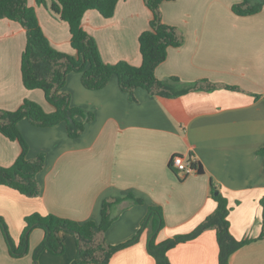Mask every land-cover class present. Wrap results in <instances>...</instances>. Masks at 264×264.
<instances>
[{
  "label": "crops",
  "instance_id": "1",
  "mask_svg": "<svg viewBox=\"0 0 264 264\" xmlns=\"http://www.w3.org/2000/svg\"><path fill=\"white\" fill-rule=\"evenodd\" d=\"M47 6L28 0L35 9L51 45L77 55L71 46L70 27ZM242 0H166L162 19L183 31L184 43L168 50L155 74L159 79L179 77L185 83L208 80L220 87L196 90L179 97L153 96L143 88L134 97L124 92L116 76L106 87L86 89L81 73L71 72L65 88L72 105L94 113L78 138L67 134L66 124L38 127L26 118L18 127L29 144L28 157L46 154L38 174L41 194L27 197L0 185V216L18 242L25 217L38 212L97 222L107 197L131 192L144 200L115 204V219L107 241L117 245L138 232L150 205L163 207L165 226L156 241L192 232L213 213L211 182L232 208L230 231L237 240L252 239L237 249L229 264H264L262 205L264 196V7L256 14L233 12ZM152 12L144 0H119L112 17L88 11L83 28L92 35L107 63L126 61L142 65L139 37L150 28ZM27 42L23 26L0 19V109L16 110L25 99L47 112L51 105L41 89H27L22 78V54ZM237 86L240 90L225 88ZM66 90V89H65ZM82 119V118H80ZM21 145L0 132V165L13 164ZM175 155L200 161L204 173L183 176L171 167ZM115 211V212H114ZM149 230L137 243L113 255L109 264H156L147 250ZM65 251L56 255L44 249L34 254L44 231L34 228L29 251L22 257L9 254L0 236V264H76V241L64 233ZM171 264H219L216 230L179 243L168 252Z\"/></svg>",
  "mask_w": 264,
  "mask_h": 264
},
{
  "label": "trees",
  "instance_id": "2",
  "mask_svg": "<svg viewBox=\"0 0 264 264\" xmlns=\"http://www.w3.org/2000/svg\"><path fill=\"white\" fill-rule=\"evenodd\" d=\"M152 12L150 28L139 37L142 65L134 66L126 61L111 64L101 57L95 38L83 28V18L90 10L98 11L102 16H113L119 0H52L50 9L62 21L68 23L71 33V46L77 55H71L55 49L40 25L35 9L28 0H0V19L19 22L26 31L27 42L22 54V78L27 89H41L47 101L55 107L47 112L41 105L25 99L16 110L0 109V132L21 145V153L10 166L0 165V185L8 186L27 197L41 194L38 174L45 168L46 154L39 153L33 158L28 157L29 145L22 135L18 123L26 118L38 127H52L60 123L66 124L67 134L71 138L81 136L86 124L94 119V113L72 105L71 94L65 90L67 77L71 72L81 73V82L86 89L99 90L107 86L112 76H116L120 88L134 97L137 88H143L153 96L179 97L196 90H214L220 86L206 79L191 83L183 82L177 76L159 79L155 70L166 60L169 48L179 47L185 41L182 30L167 24L162 19L161 5L166 0H144ZM38 4L47 6L46 0H37ZM264 7V0H242L234 4L232 10L241 16L259 13ZM225 88L240 90L237 86L225 85ZM82 118V119H80ZM194 172L204 173L200 161L188 157ZM173 168V166L171 165ZM174 169V168H173ZM176 172V169H174ZM210 196L217 202L213 213L198 225L192 232L177 235L162 242H157L158 232L165 226L163 207L150 205L141 222L138 232L130 240L112 245L107 241L106 233L115 216L113 207L124 200L143 204L141 197L129 192L125 197H107L102 203L99 222L88 219L77 221L52 213L43 215L35 212L25 217V227L16 242L10 235L4 218L0 216L9 254L22 257L29 251L30 234L34 228L44 231V238L37 247L34 260L46 249L59 255L65 251L63 234L69 233L76 241V264H109L118 251L127 248L140 239L145 229L149 230L147 250L156 264H171L168 252L179 243L196 238L207 229H215L219 245V264H229L230 256L241 246L252 239L237 240L230 231L229 214L231 207L228 200L219 191L218 186L211 182ZM262 205V233L264 237V196Z\"/></svg>",
  "mask_w": 264,
  "mask_h": 264
},
{
  "label": "built area",
  "instance_id": "3",
  "mask_svg": "<svg viewBox=\"0 0 264 264\" xmlns=\"http://www.w3.org/2000/svg\"><path fill=\"white\" fill-rule=\"evenodd\" d=\"M171 165L174 169L182 173L183 176H187L194 173V169L191 167L188 158L182 155H175L171 160Z\"/></svg>",
  "mask_w": 264,
  "mask_h": 264
},
{
  "label": "rangeland",
  "instance_id": "4",
  "mask_svg": "<svg viewBox=\"0 0 264 264\" xmlns=\"http://www.w3.org/2000/svg\"><path fill=\"white\" fill-rule=\"evenodd\" d=\"M43 5V4H42ZM50 5H51V3H50ZM50 5L48 6L49 8H50ZM44 6V5H43ZM66 89V91H68L67 90V88H65ZM69 92V91H68ZM70 93V92H69ZM71 94V93H70ZM72 98V97H71ZM20 144V143H19ZM29 145V144H28ZM30 148V147H29ZM14 163V162H13ZM12 165V164H11ZM3 166V165H2ZM7 166H10V165H7ZM114 209V208H113ZM115 212V211H114ZM5 220V219H4ZM5 222H6V220H5ZM7 223V222H6ZM8 225V224H7ZM8 228H9V232H10V235L12 236V234H11V232H15V229H11L10 227H9V225H8ZM0 236H1V238H2V240H4L5 242H6V238H5V235H4V232H3V229H2V226H1V224H0Z\"/></svg>",
  "mask_w": 264,
  "mask_h": 264
}]
</instances>
